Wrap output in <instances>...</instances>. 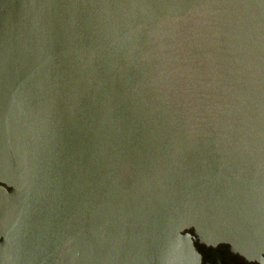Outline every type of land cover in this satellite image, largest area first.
I'll use <instances>...</instances> for the list:
<instances>
[{
    "label": "water",
    "instance_id": "1",
    "mask_svg": "<svg viewBox=\"0 0 264 264\" xmlns=\"http://www.w3.org/2000/svg\"><path fill=\"white\" fill-rule=\"evenodd\" d=\"M1 236L0 264L262 258L264 0H0Z\"/></svg>",
    "mask_w": 264,
    "mask_h": 264
},
{
    "label": "flooded vegetation",
    "instance_id": "2",
    "mask_svg": "<svg viewBox=\"0 0 264 264\" xmlns=\"http://www.w3.org/2000/svg\"><path fill=\"white\" fill-rule=\"evenodd\" d=\"M190 233L195 235L193 230H190ZM4 239V236H1L0 243ZM193 244L199 255L200 264H264V256L260 259H247L233 251L227 244L208 245L197 238H193ZM0 251H2L1 245Z\"/></svg>",
    "mask_w": 264,
    "mask_h": 264
}]
</instances>
